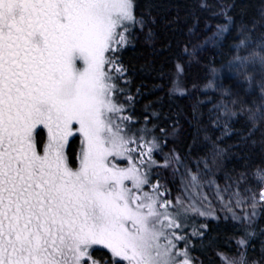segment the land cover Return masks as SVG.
<instances>
[{
    "label": "snow or ice",
    "instance_id": "1",
    "mask_svg": "<svg viewBox=\"0 0 264 264\" xmlns=\"http://www.w3.org/2000/svg\"><path fill=\"white\" fill-rule=\"evenodd\" d=\"M143 22L134 0H0V264H196L185 213L216 217L166 198L162 177L149 171L163 151L159 140L133 132L132 117L120 115L126 69L118 54ZM256 39L264 46V34ZM74 138L76 168L68 156ZM255 215L233 219L251 224ZM199 228L191 236L203 238L208 225ZM254 235L245 229L238 245L249 247ZM225 264L257 261L241 253Z\"/></svg>",
    "mask_w": 264,
    "mask_h": 264
},
{
    "label": "rangeland",
    "instance_id": "2",
    "mask_svg": "<svg viewBox=\"0 0 264 264\" xmlns=\"http://www.w3.org/2000/svg\"><path fill=\"white\" fill-rule=\"evenodd\" d=\"M259 19L257 31L261 36L264 34V26H261L264 2L259 10ZM222 28L227 30L217 37ZM144 29V23H138L130 29V35L125 33L129 35L127 45L132 37L139 40L140 45H149L157 39L155 32L148 28L144 32ZM257 37L244 30L241 24L236 26L228 16L225 24L215 27L210 34L188 32L183 57L177 62L183 71L178 73L177 63L174 66L172 88L189 107L186 124L176 131L177 140L184 144L183 147L177 143L170 144L162 152H157L155 172L168 187L166 198L175 201L179 197L184 209L195 207L216 217H202L191 210L185 213L188 220L185 232L191 239L189 247L197 238L191 236L197 223L188 215L203 223L231 221L253 226L264 207L258 198L264 183L261 180L264 176L261 172L264 169V64L260 61L264 56V46ZM42 133L46 140V134ZM76 140V164H70L73 168L78 167L80 145ZM134 155L139 157V152ZM166 157L170 158V166L165 169L162 165ZM176 157L181 158L179 165L175 163ZM120 166H126V163ZM143 167L147 168V165ZM191 175L198 177L194 185L190 183ZM146 190L150 189L146 186ZM253 196L257 198L255 209L251 207ZM238 199L242 201L239 206ZM253 211L256 215L251 224L243 219H233V213L243 217ZM240 239L233 240L237 255L214 251L211 257L218 260L217 264H225L226 260L238 262L243 253V258L248 260L247 247L241 248L237 243ZM190 254L196 264L201 263L200 258Z\"/></svg>",
    "mask_w": 264,
    "mask_h": 264
},
{
    "label": "trees",
    "instance_id": "3",
    "mask_svg": "<svg viewBox=\"0 0 264 264\" xmlns=\"http://www.w3.org/2000/svg\"><path fill=\"white\" fill-rule=\"evenodd\" d=\"M263 2L264 0H134L137 20L143 18L145 29L155 32L157 39L149 45H140L139 40L132 37L131 43L118 54L126 69L124 78L118 84V88L122 89L119 99L126 109L120 115L132 117L129 127L133 132L147 130L149 138L159 140L163 150L167 145L176 143L183 147L184 142L177 140L176 131L186 124L189 107L187 101L174 92L171 77L175 63L183 57L186 34L191 31L210 34L215 27L224 25L225 18L229 16L236 26L241 24L244 30L251 29V34L257 37L259 10ZM128 96L133 99L129 101ZM74 139L75 143L70 142L68 149L72 166L76 164L78 147L77 140ZM38 140H44L42 132ZM156 153L154 158L158 157ZM150 173L157 176L154 167L150 169ZM188 217L196 220L194 229L204 231L199 228L203 222H199L195 216ZM205 223L208 225L205 236L194 238L193 246L189 247L190 252L200 258V264H217L218 260L211 257L214 251L237 255L233 240L242 239L245 229L255 232L247 247V259L259 262L264 254V207L253 226L231 221ZM104 251L100 250L97 255H102Z\"/></svg>",
    "mask_w": 264,
    "mask_h": 264
}]
</instances>
